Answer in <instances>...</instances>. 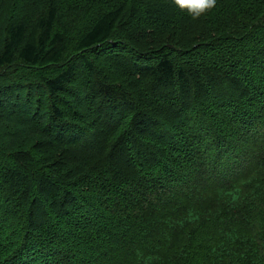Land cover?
<instances>
[{"label":"trees","instance_id":"obj_1","mask_svg":"<svg viewBox=\"0 0 264 264\" xmlns=\"http://www.w3.org/2000/svg\"><path fill=\"white\" fill-rule=\"evenodd\" d=\"M52 4L35 38L11 19L0 40V71L37 69L49 103L44 122L28 112L29 146L0 128V264H264V0L195 20L174 0Z\"/></svg>","mask_w":264,"mask_h":264},{"label":"rangeland","instance_id":"obj_2","mask_svg":"<svg viewBox=\"0 0 264 264\" xmlns=\"http://www.w3.org/2000/svg\"><path fill=\"white\" fill-rule=\"evenodd\" d=\"M52 1L56 2L57 5L63 2L62 10L65 17L70 16L72 12H79V8H81L76 4L81 0H0V40L3 37V30L5 26L11 19L24 20L28 28L27 39L35 38L38 33V19L40 16L47 13L50 5H54L52 4ZM72 4H74L76 8L72 7ZM91 16L92 13L90 11L88 12V15L82 18L77 27H75V29L72 31L73 33L71 32L69 39L70 43L72 42V44L69 47L67 56H65L66 60H76L77 53L74 49L77 38L76 35L90 24V21L88 20H90L89 18ZM66 21L69 20L66 19ZM184 35L185 33H182L179 37ZM2 44L3 42H0V53L3 50ZM36 71L37 69L28 67V65L19 62L17 59L14 65L0 71V85L4 99L3 107L0 109L3 113V116L0 117V128H3L2 131L4 132H6V130L20 131L18 133L16 132L14 139L12 135L5 133V137L9 139L7 141L8 145L11 144L12 141L16 144V146L20 143H25L24 147H27L31 144L33 138L39 137V135H34L36 132L34 131V128H28L26 125L29 123L26 121H29V111L31 113L40 112V114L43 116V119L41 118L42 122H44L45 119H48L47 113L49 111V103L47 95L39 85V79L36 75ZM86 72L87 70L80 66L79 75L76 77V79L78 78L79 80L76 81L75 79L73 82V87L75 90L79 91L86 89V77L88 76ZM133 79L134 77L132 75H122L117 79V84L126 91L129 89V91L135 92V90H138L140 83L133 81ZM70 93L72 96H75V93L77 92L72 90ZM82 95H84V93ZM79 98V101L77 99L75 103H71L70 110L77 109V111L81 112L80 114L82 115L80 119H83L88 116L90 112L89 110L87 111L85 109L86 104L84 98H82V96ZM83 106L84 109H82ZM0 134L3 135H0V140L4 141V133L2 132ZM73 147L78 154L77 158L83 159L88 164L89 168H93L97 165V161L92 157L90 158L89 152L87 153L84 148L79 146L77 147L75 145H73ZM238 150L239 149H237L236 152H238ZM241 157L242 156H240L236 161L237 167L240 166ZM85 184L86 189L92 186L90 182H85ZM72 206L73 204L66 207L71 208ZM55 211L56 213L54 217H61L65 215V213L63 214V212L57 208ZM46 215L41 216V227L46 225L49 221V217H46Z\"/></svg>","mask_w":264,"mask_h":264},{"label":"clouds","instance_id":"obj_3","mask_svg":"<svg viewBox=\"0 0 264 264\" xmlns=\"http://www.w3.org/2000/svg\"><path fill=\"white\" fill-rule=\"evenodd\" d=\"M174 3L194 20L208 14L216 6V0H174Z\"/></svg>","mask_w":264,"mask_h":264}]
</instances>
